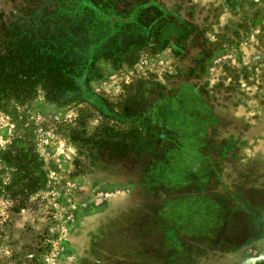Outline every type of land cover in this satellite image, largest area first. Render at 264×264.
Masks as SVG:
<instances>
[{
    "label": "rangeland",
    "instance_id": "rangeland-1",
    "mask_svg": "<svg viewBox=\"0 0 264 264\" xmlns=\"http://www.w3.org/2000/svg\"><path fill=\"white\" fill-rule=\"evenodd\" d=\"M26 3L0 0V13L47 53L91 66L86 92L48 100L38 89L0 109V264H99V250L85 255L79 242L124 194L96 181L99 170L131 165L152 186L177 182L244 122L264 135V0ZM98 126L107 140L78 148L76 132ZM30 177L42 187L21 190Z\"/></svg>",
    "mask_w": 264,
    "mask_h": 264
},
{
    "label": "flooded vegetation",
    "instance_id": "flooded-vegetation-1",
    "mask_svg": "<svg viewBox=\"0 0 264 264\" xmlns=\"http://www.w3.org/2000/svg\"><path fill=\"white\" fill-rule=\"evenodd\" d=\"M46 1L62 2L27 0L26 7L35 11ZM160 11L167 23L173 21L184 31L185 20L176 12ZM0 21L5 30L17 29L3 13ZM185 115L184 121L195 126V114ZM239 128L243 134L228 137L224 151L214 143L216 150L200 156L194 161L195 172L184 171L188 178L177 182L152 186L141 180L146 172L131 165L99 170L96 181L120 186L124 194L115 208L103 209L108 215L86 223L91 232L87 243L84 238L79 242L83 254L99 250V264H264V135L245 122ZM180 129L183 134L192 131ZM85 137L78 148L89 139L108 138L100 126ZM123 141L132 143L125 137ZM191 206L190 214H182Z\"/></svg>",
    "mask_w": 264,
    "mask_h": 264
},
{
    "label": "trees",
    "instance_id": "trees-1",
    "mask_svg": "<svg viewBox=\"0 0 264 264\" xmlns=\"http://www.w3.org/2000/svg\"><path fill=\"white\" fill-rule=\"evenodd\" d=\"M5 28V23L0 21V109H5L10 102L25 103L37 94L38 89L48 100H54L55 94L64 90H88L90 62L80 67L42 50L32 34L24 35L15 28ZM98 132L97 129L93 137ZM76 135L72 138L75 144L87 139L83 130H78ZM42 182L30 177L21 190L35 191L42 187Z\"/></svg>",
    "mask_w": 264,
    "mask_h": 264
}]
</instances>
